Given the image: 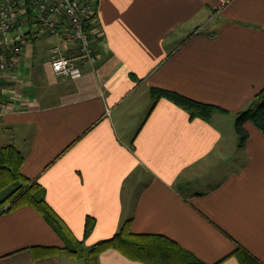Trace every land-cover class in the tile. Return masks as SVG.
Returning <instances> with one entry per match:
<instances>
[{"label": "crops", "instance_id": "obj_1", "mask_svg": "<svg viewBox=\"0 0 264 264\" xmlns=\"http://www.w3.org/2000/svg\"><path fill=\"white\" fill-rule=\"evenodd\" d=\"M97 61L81 77L56 75L50 50L77 54L72 39L38 36L2 81L0 149L24 157L22 174L90 246L131 219L137 234L163 235L202 264H238L237 245L264 264V134L236 115L264 88V0H95ZM44 41L45 39H48ZM134 75L135 78L132 77ZM213 105L208 121L149 89ZM0 264H81L32 207L1 213ZM99 264H142L116 250Z\"/></svg>", "mask_w": 264, "mask_h": 264}, {"label": "trees", "instance_id": "obj_2", "mask_svg": "<svg viewBox=\"0 0 264 264\" xmlns=\"http://www.w3.org/2000/svg\"><path fill=\"white\" fill-rule=\"evenodd\" d=\"M28 25L32 26V21H29ZM22 27L16 25L9 34L20 31ZM21 39L24 41L23 45H26L29 42L35 43L37 37L31 32H24L21 34ZM132 77L135 78L134 75ZM149 94L152 99L151 110L160 99H166L187 112L190 120L208 121L213 113L224 112L218 107L194 101L171 90L151 87ZM247 122L254 124L264 134V88L255 95L246 109L236 115L235 132L240 145H243L249 136L244 127ZM23 162L22 153L14 146L8 145L0 149V191L6 193L1 203V213L30 206L65 242L63 249L33 248L37 258L55 255L60 250H64L70 258L80 260L83 264H99V257L103 252L116 250L127 259L142 264H202L193 254L166 236L134 233L131 230V219L124 221L112 237L86 246L85 240L95 228V219L87 216L83 238H75L65 222L45 201L44 189L22 174ZM231 256L236 258L238 264H262L241 245H237Z\"/></svg>", "mask_w": 264, "mask_h": 264}, {"label": "built area", "instance_id": "obj_3", "mask_svg": "<svg viewBox=\"0 0 264 264\" xmlns=\"http://www.w3.org/2000/svg\"><path fill=\"white\" fill-rule=\"evenodd\" d=\"M95 0H0V101L2 81L15 69L23 53L21 34L31 32L34 37L55 36L72 39L77 44V54L66 57L59 46L53 47L50 65L53 72L63 78L76 80L81 77L79 61L91 66L97 61L93 46ZM32 21V26L28 22ZM16 25L20 31H10ZM11 40V45H2Z\"/></svg>", "mask_w": 264, "mask_h": 264}, {"label": "rangeland", "instance_id": "obj_4", "mask_svg": "<svg viewBox=\"0 0 264 264\" xmlns=\"http://www.w3.org/2000/svg\"><path fill=\"white\" fill-rule=\"evenodd\" d=\"M46 40H49V38L48 39H45L44 41H46ZM28 44V43H27ZM2 45H11V40H5L3 43H2ZM0 57H1V55H0ZM80 263L81 264H83V262L82 261H80Z\"/></svg>", "mask_w": 264, "mask_h": 264}]
</instances>
